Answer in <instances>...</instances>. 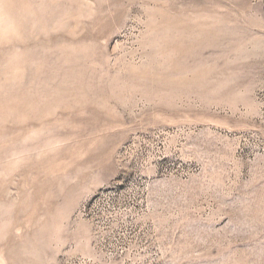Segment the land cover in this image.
<instances>
[{
    "label": "rangeland",
    "instance_id": "1",
    "mask_svg": "<svg viewBox=\"0 0 264 264\" xmlns=\"http://www.w3.org/2000/svg\"><path fill=\"white\" fill-rule=\"evenodd\" d=\"M0 264H264V0H0Z\"/></svg>",
    "mask_w": 264,
    "mask_h": 264
},
{
    "label": "built area",
    "instance_id": "2",
    "mask_svg": "<svg viewBox=\"0 0 264 264\" xmlns=\"http://www.w3.org/2000/svg\"><path fill=\"white\" fill-rule=\"evenodd\" d=\"M115 194L112 186L102 189L82 206L80 213L93 223L101 225L107 222L110 217L106 208L111 205L110 200Z\"/></svg>",
    "mask_w": 264,
    "mask_h": 264
}]
</instances>
